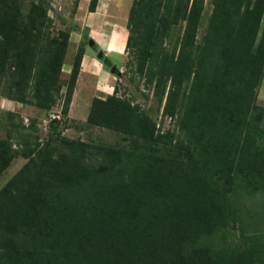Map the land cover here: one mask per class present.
Segmentation results:
<instances>
[{
	"label": "trees",
	"instance_id": "trees-1",
	"mask_svg": "<svg viewBox=\"0 0 264 264\" xmlns=\"http://www.w3.org/2000/svg\"><path fill=\"white\" fill-rule=\"evenodd\" d=\"M29 1L35 7L24 18L25 36L36 47L21 56L9 54L3 46L8 34L0 35V75L9 71L0 96L46 111L59 93L68 34L58 32L59 48L41 45L44 35L35 24L47 20L49 0ZM96 3L88 0L86 11L94 12ZM147 8L161 11L155 29ZM201 10L202 0H132L126 22L123 52L134 49L137 73L168 82L169 98L191 74L205 88L204 97L186 107L195 142L180 143L184 161L161 163L138 153L130 157L132 167L124 169L118 157L112 163L101 153L105 167L89 178L84 172L64 176L54 162L39 172L30 154H22L26 163L0 188V264H264V253H226L206 243L236 218L228 199L233 176L243 178L250 193L256 183L264 184L263 131L246 120L251 112L254 122L262 117L253 100L264 66V0H213L206 32L196 44ZM17 11L1 0L0 27ZM179 22L184 27L176 57L157 60L159 34ZM82 55L78 50L72 57L61 117L69 105L71 114ZM26 89L32 91L30 98ZM115 94L113 86L104 99L90 100L87 126L171 143L167 133L157 135L156 125L137 106ZM162 111L173 116L168 104ZM59 140L68 148L77 146ZM4 147L0 141V173L16 156ZM116 167L115 177L104 175Z\"/></svg>",
	"mask_w": 264,
	"mask_h": 264
},
{
	"label": "rangeland",
	"instance_id": "rangeland-1",
	"mask_svg": "<svg viewBox=\"0 0 264 264\" xmlns=\"http://www.w3.org/2000/svg\"><path fill=\"white\" fill-rule=\"evenodd\" d=\"M3 1L10 7L14 6L19 12L12 18V22L5 24V27H0V35L5 32L8 34L7 39L3 41V46L9 54L18 53L21 56L27 48L36 47L31 38L25 36L27 26L24 21L35 4L31 7L29 0ZM79 1H82L81 9H79ZM84 2L85 0H49V9L45 13L47 20H38L35 24L44 35L43 40L39 41L41 45L43 42L58 44L59 48L61 37L58 32L68 34L62 71L58 75L57 84L60 89L55 105L44 111L0 96V141L4 142L5 149L15 152L16 155L0 173V188L26 163L27 160L22 157V154H30L39 172L45 171L43 167L47 163L54 162V165L60 169L64 176H78L84 172L90 178L97 169L105 167L101 153L108 157L112 163L118 157L125 169L132 167L129 163L130 157L138 153L159 158L161 163L183 162L184 157L180 143L192 144L195 142V133L189 127L185 111L188 103L204 97V86L198 85L191 74L175 88V94L169 98L166 95L168 82L164 80L150 81L142 73L135 71L136 62L131 54L134 49H130L129 54L123 52L122 55L109 52L108 58L104 57L102 53L98 58L97 53L101 49L97 43L103 46V51L106 49L108 51L120 50L123 32L119 28H122L123 31L126 29L132 0H98L95 11L91 15L87 13L86 7L84 8ZM212 3L213 0H202V10L195 33L196 44H200L206 32ZM160 14L161 11L156 14L151 8H147L145 11V15L152 19L153 29L157 26L154 19ZM19 19H23L22 23H19ZM95 21L101 22L100 31L94 29L92 23ZM72 26L74 27L72 28ZM109 27L111 28L108 29ZM183 27L184 23L179 22L166 32L159 34L154 58L162 61L176 57ZM100 33H107L103 36V40ZM83 36H86L85 39ZM88 40L92 41L91 45L88 44ZM78 50H81L82 53L87 51L93 57L96 66H103V72H97V82L103 83L106 76H110L112 72V76L115 78V95L130 100L154 125H158L157 128L155 126L157 135L161 133L170 135V144L164 138L153 137L148 140H135L130 136L86 125L84 117L89 101L93 97H104L98 93L103 91L97 87L98 85L95 86L89 75L85 73L86 58L81 63L83 74L72 89L73 101L70 116L74 119H69V112L67 116L61 117V102L65 93L72 57ZM150 65H154V62H150ZM6 66H8L7 63ZM9 70L11 71V69ZM8 74L9 71H6L0 75V94L6 90L4 84ZM162 91L163 94H161ZM31 92V89L25 90L27 98H30ZM253 103L261 108L262 117L260 121L254 122V113L251 112L247 115L246 120L251 125L258 126L264 135V66L260 81L254 89ZM167 104L169 109L173 110L171 117L165 116L162 111ZM153 136H155V132ZM60 138L72 140L77 146L68 148L61 143ZM259 145L264 146V138L259 142ZM115 153H118V156H115ZM117 168L113 171H106L108 173L104 175L115 177ZM250 190L243 178L238 175L233 176V185L228 199L236 210V218L216 231L210 240L208 239L209 241L206 240L213 250H226V253L237 254L244 251L256 254L264 253V184L258 182L252 193Z\"/></svg>",
	"mask_w": 264,
	"mask_h": 264
},
{
	"label": "crops",
	"instance_id": "crops-1",
	"mask_svg": "<svg viewBox=\"0 0 264 264\" xmlns=\"http://www.w3.org/2000/svg\"><path fill=\"white\" fill-rule=\"evenodd\" d=\"M81 2L82 1H79V9H81V6H82V4H81ZM97 2H98V0H97ZM87 3H88V0H85V2H84V8L87 6ZM85 10V9H84ZM95 11V10H94ZM88 13V12H87ZM88 14H93V12L92 13H88ZM103 22V21H102ZM92 23V22H91ZM100 21H95L94 23H92V24H94V29H98L99 31H100ZM103 24H104V22H103ZM111 27H109L108 29H110ZM122 30V32H123V40H122V44H121V47H120V50L119 51H114V50H107L106 48V50L105 51H103V46H101L100 44H98L97 43V45H98V47L101 49V52L103 53V56L104 57H107L108 58V56H109V52H115V53H118V55H122V53H123V49H124V43H125V39H126V34H127V32H126V29L123 31V29L122 28H119V30ZM98 31V32H99ZM110 31V30H109ZM109 31H107V32H109ZM101 34V33H100ZM102 35V40L104 39L103 38V36H105V35H107V33H103V34H101ZM95 41V40H94ZM87 59V69L85 70L86 72L85 73H87L88 75H89V77L91 78V81L94 83V85L95 86H97L99 89H101L103 92H98L100 95H103L104 97H99V96H97V98H101V99H104L107 95H109L110 93H111V91L113 90V86L115 85V78L112 76V74H110V76H106V78H105V81L103 82V83H99V82H97V72L99 71L100 73H102L103 72V66H96L95 65V63H94V59H93V57L91 56V54L90 53H88L87 51H84V53H83V55H82V58H81V62H80V64L83 62V59ZM61 71H62V69H61ZM83 74V72H82V64L80 65V69H79V72H78V75H77V79H76V84H77V82L79 81V79H80V76ZM75 92V91H74ZM89 103H90V101H89ZM70 106V105H69ZM88 108H89V104H88ZM69 110H70V108L68 109V112H69ZM87 111H88V109H87ZM87 114V113H86ZM85 117H86V115H85ZM85 117H84V119H85ZM69 119H74L72 116H70V113H69Z\"/></svg>",
	"mask_w": 264,
	"mask_h": 264
},
{
	"label": "water",
	"instance_id": "water-1",
	"mask_svg": "<svg viewBox=\"0 0 264 264\" xmlns=\"http://www.w3.org/2000/svg\"><path fill=\"white\" fill-rule=\"evenodd\" d=\"M91 43H92V41H91V40H88V44L91 45ZM101 55H102V52L99 51V52L97 53V57L99 58ZM111 73H112V72H111Z\"/></svg>",
	"mask_w": 264,
	"mask_h": 264
},
{
	"label": "built area",
	"instance_id": "built-area-1",
	"mask_svg": "<svg viewBox=\"0 0 264 264\" xmlns=\"http://www.w3.org/2000/svg\"><path fill=\"white\" fill-rule=\"evenodd\" d=\"M55 117H58L57 115H55ZM158 127V125L156 126V128Z\"/></svg>",
	"mask_w": 264,
	"mask_h": 264
}]
</instances>
